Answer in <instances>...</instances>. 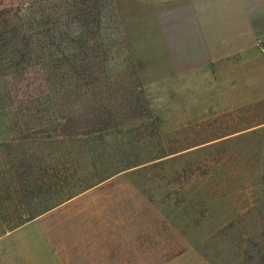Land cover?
<instances>
[{
    "label": "rangeland",
    "instance_id": "rangeland-1",
    "mask_svg": "<svg viewBox=\"0 0 264 264\" xmlns=\"http://www.w3.org/2000/svg\"><path fill=\"white\" fill-rule=\"evenodd\" d=\"M151 4L43 0L41 33L21 9L0 21V264H264V114L185 112L184 83L146 62Z\"/></svg>",
    "mask_w": 264,
    "mask_h": 264
},
{
    "label": "crops",
    "instance_id": "crops-1",
    "mask_svg": "<svg viewBox=\"0 0 264 264\" xmlns=\"http://www.w3.org/2000/svg\"><path fill=\"white\" fill-rule=\"evenodd\" d=\"M151 1L146 62L156 82L184 83L170 96L185 112L211 123L264 114V0Z\"/></svg>",
    "mask_w": 264,
    "mask_h": 264
},
{
    "label": "trees",
    "instance_id": "trees-1",
    "mask_svg": "<svg viewBox=\"0 0 264 264\" xmlns=\"http://www.w3.org/2000/svg\"><path fill=\"white\" fill-rule=\"evenodd\" d=\"M10 1L5 3V4L0 2V21L4 24L8 25L11 22V20H13V18H17L14 16V15H17L16 10L21 9L23 11H27L26 23L30 22V26H28V27H30V28H28L29 32H30L32 25H33L34 26L33 28L37 29L38 33H41L39 31H42V29H44V27L47 23L43 20V13L38 15V16L35 15L34 17H33V15H31V6H32V3H34V4L36 3V5L38 4V6H40L43 0H34L32 2L31 1L27 2L26 0H21L20 2H18L19 0H15L14 2H10ZM100 11H101L100 8H96V14H95L96 17H98L100 15ZM71 14H73V13H71ZM74 18H75V21H77L76 28H77L78 32L76 33L75 38H73L71 41L75 42L76 44H79L81 42L84 43V41H85L86 43H84L83 46H86V47H84V48H88V50L92 51V34L94 35L95 32H89L87 30L89 23H88V20H86L87 18L84 14H81L79 16V14L77 13V14H75ZM93 22L97 23L98 20L93 21ZM97 25H98V23H97ZM82 52H86V50L83 49ZM64 57H66V56H64ZM70 57H72V56H70ZM68 61H69V58H68ZM79 70H81L80 67H79ZM83 85H85V83ZM116 173L117 172H115V171H111V173L108 174L102 181L112 177Z\"/></svg>",
    "mask_w": 264,
    "mask_h": 264
},
{
    "label": "built area",
    "instance_id": "built-area-1",
    "mask_svg": "<svg viewBox=\"0 0 264 264\" xmlns=\"http://www.w3.org/2000/svg\"><path fill=\"white\" fill-rule=\"evenodd\" d=\"M260 50L264 53V43L260 44Z\"/></svg>",
    "mask_w": 264,
    "mask_h": 264
}]
</instances>
